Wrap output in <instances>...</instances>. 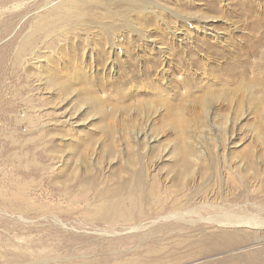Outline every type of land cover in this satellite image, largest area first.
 <instances>
[{
  "label": "rangeland",
  "instance_id": "rangeland-1",
  "mask_svg": "<svg viewBox=\"0 0 264 264\" xmlns=\"http://www.w3.org/2000/svg\"><path fill=\"white\" fill-rule=\"evenodd\" d=\"M66 1L0 0V264H263L199 250L264 220V0Z\"/></svg>",
  "mask_w": 264,
  "mask_h": 264
},
{
  "label": "bare ground",
  "instance_id": "bare-ground-1",
  "mask_svg": "<svg viewBox=\"0 0 264 264\" xmlns=\"http://www.w3.org/2000/svg\"><path fill=\"white\" fill-rule=\"evenodd\" d=\"M100 4V1L99 0H67L65 2V7L62 9L64 10V12H68L69 10H76L77 13H76V17H77V22L78 23H82L83 22V19L88 16L89 18L91 17L90 15V11L89 9H93L94 6H99ZM101 5V4H100ZM140 5V4H139ZM145 5V4H144ZM57 10H58V7H57ZM89 11V12H88ZM75 12V11H74ZM94 15V14H92ZM99 17V16H98ZM86 19V18H85ZM93 19V18H92ZM88 20V19H87ZM43 21V20H42ZM90 21V20H89ZM97 21V20H96ZM95 21V22H96ZM45 20L44 22H42L41 24V28L42 29H46L44 28L45 26H48V23H46L45 25ZM84 24V23H83ZM43 26V27H42ZM50 26V25H49ZM106 28V27H105ZM116 34V33H115ZM105 39V38H104ZM104 44V43H103ZM76 46H78L76 44ZM93 46V45H92ZM97 46V45H96ZM79 47V46H78ZM82 48V47H81ZM96 51V50H95ZM104 51V50H103ZM77 57V56H76ZM75 63V62H74ZM97 68V67H96ZM78 69V68H77ZM78 73V72H77ZM56 77V76H55ZM62 82V81H61ZM69 82V81H68ZM84 83V82H83ZM68 84V83H66ZM71 84V83H70ZM63 86H66L65 83L62 84ZM81 90V89H80ZM204 100V103H207L209 102L210 100L208 98H206L205 96L202 98ZM228 101H230V98H226ZM103 114H106L104 113L103 111V108H101ZM107 115V114H106ZM177 119L180 120H183V118L181 117H178ZM176 119V120H177ZM179 124L181 125L180 128L183 127V124L179 122ZM179 126V125H178ZM184 129V127H183ZM116 130V129H115ZM184 135V134H183ZM114 144V143H113ZM115 145V144H114ZM186 148V146H185ZM184 150V149H183ZM113 213V212H111ZM171 215V214H170ZM213 217V216H212ZM255 217V216H254ZM219 219V220H218ZM218 221H219V224L224 226L225 230L221 231V232H213L211 233L209 236L205 237L204 239L202 238L201 240H203V244H202V247H201V252L199 253H212L213 251H217L219 250V248H227V247H231V246H234L236 243H240L242 242L243 240L242 239H236V238H233V231L234 230H231V229H234V228H238V227H245V228H253V229H258V230H261L264 228V220L263 219H256V218H249V217H246V216H239V215H225V216H221V217H218ZM222 234V235H220ZM217 235H220L223 237V241H218L217 240ZM221 242V243H219ZM228 249V248H227ZM231 250V249H230ZM227 251V250H226ZM258 253H264V247L258 252ZM229 254V253H228ZM235 255V254H234ZM46 256V255H45ZM262 256V255H261ZM262 258V257H261ZM216 259V258H215ZM243 259H246L248 261V264L250 261H252L253 257L251 258L250 256H247L245 254V256H240V255H236L234 257V262L237 263V264H242L241 260ZM223 260V259H222ZM35 261H37L35 259ZM213 262V261H212ZM215 262V261H214ZM206 263V262H205ZM85 264V263H83ZM87 264V262H86ZM89 264V263H88ZM132 264V263H130ZM262 264V263H261ZM264 264V263H263Z\"/></svg>",
  "mask_w": 264,
  "mask_h": 264
}]
</instances>
